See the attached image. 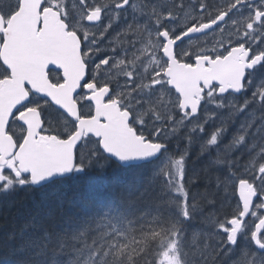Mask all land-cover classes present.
I'll list each match as a JSON object with an SVG mask.
<instances>
[{
  "label": "snow or ice",
  "instance_id": "obj_1",
  "mask_svg": "<svg viewBox=\"0 0 264 264\" xmlns=\"http://www.w3.org/2000/svg\"><path fill=\"white\" fill-rule=\"evenodd\" d=\"M0 204V264H264V0H0Z\"/></svg>",
  "mask_w": 264,
  "mask_h": 264
},
{
  "label": "trees",
  "instance_id": "obj_2",
  "mask_svg": "<svg viewBox=\"0 0 264 264\" xmlns=\"http://www.w3.org/2000/svg\"><path fill=\"white\" fill-rule=\"evenodd\" d=\"M101 179L103 183L106 184L111 179V176L110 175L105 176ZM14 214H15V208L13 207L12 204H0V222H3L6 218L8 220H11ZM195 226H198V225H194V227Z\"/></svg>",
  "mask_w": 264,
  "mask_h": 264
}]
</instances>
